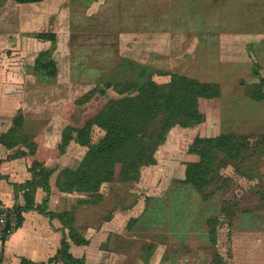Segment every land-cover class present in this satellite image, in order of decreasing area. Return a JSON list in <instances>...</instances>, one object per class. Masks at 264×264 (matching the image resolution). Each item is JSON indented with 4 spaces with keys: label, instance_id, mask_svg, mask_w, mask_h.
Wrapping results in <instances>:
<instances>
[{
    "label": "rangeland",
    "instance_id": "rangeland-1",
    "mask_svg": "<svg viewBox=\"0 0 264 264\" xmlns=\"http://www.w3.org/2000/svg\"><path fill=\"white\" fill-rule=\"evenodd\" d=\"M63 1L68 13L61 18L55 0L40 6L0 0L2 135L23 118L18 146L6 148L12 151L9 156L0 152V159L24 158L22 152L41 140L42 147L57 150L63 130L78 125L86 111L95 109V97L91 101L84 97L97 87L119 83L117 90L106 88L107 97L116 99L129 83L153 81L166 90L173 76L220 87L219 108L210 110L206 137L223 133L245 139L235 157L217 154L216 172L205 192L209 199L204 200L181 185L194 161L189 149L197 127H168L167 116L159 114L144 140L153 148L156 136L166 137L156 149L157 165L141 164L139 186L133 189L108 183L101 190L111 202L120 193L125 197L136 189L146 190L156 201L155 211L145 214L140 204L147 196L142 195L135 208L127 210L117 201V208L107 215L108 206L92 189L94 182L80 183L75 175L88 150L70 144L64 155L45 164L51 172L45 187L30 174V181L18 188L30 211L53 215L61 232L47 241L0 239V264H19L21 259L29 264H67L64 242L73 264H264V99L250 97L255 89L264 91V0H180L169 8L160 3L157 13L151 10L158 23L142 24L140 33L126 32L124 56L117 34H112V40H94L92 44L107 49L90 57L69 55L67 38L57 44L51 41L47 51L38 40L56 32L68 34L71 25L81 48L91 46L88 38L108 37L109 28L99 18L95 31L80 30L85 7L81 3L98 0ZM50 62L58 73L46 67ZM103 135L95 129L94 142ZM28 183L32 184L25 188ZM218 216L212 225L214 246L205 223Z\"/></svg>",
    "mask_w": 264,
    "mask_h": 264
},
{
    "label": "trees",
    "instance_id": "trees-1",
    "mask_svg": "<svg viewBox=\"0 0 264 264\" xmlns=\"http://www.w3.org/2000/svg\"><path fill=\"white\" fill-rule=\"evenodd\" d=\"M11 1L18 4H36L44 0ZM48 38L50 39L39 37L40 40L55 41L54 35ZM45 65L47 68L53 69L54 74L57 73L54 63L50 62ZM258 87L260 88V86ZM106 88L117 90L120 88V84L109 83ZM106 88L97 87L84 97L86 101H91L95 97V109L86 111L78 125L72 124L65 128L57 150L42 147L43 141L41 140L38 141V146L30 148L29 152H22L21 155L26 160L27 171L36 183L42 187L47 185L46 181L51 172L48 171L45 164L51 159L64 155L66 148L72 143L88 150L75 175L80 183L94 182L92 189L95 193L99 192V202L103 201L101 188L105 184L121 185L138 182L141 175V164L157 165L158 163L155 158L156 149L159 141H164L166 137L163 134L156 136L155 141L151 142L153 148L145 145L144 140L147 137L148 126L155 121L159 114L163 113L167 116L166 125L168 127H197L192 146L189 149L190 157H193L194 163L192 162V165L187 167L186 180L181 182V185L193 189L204 200H208L209 197L207 198L205 192L212 184L210 176L215 175L216 172L215 157L219 153L226 157H235L236 153L242 149L245 139L244 136L236 134L221 133L215 138H208L204 135L205 124L210 118V110L213 107L216 110L219 108L220 87L215 84L200 83L195 79L183 76H173L166 90H161L153 81L146 84L129 83L122 87L124 92H120V97L116 99L107 97ZM250 97L253 100H263L264 91L255 89ZM22 119L21 116L18 117L14 128L0 137V146L7 149L18 146L19 136L17 134L23 127ZM68 128L69 132H67ZM95 129L104 133L97 142H94L93 136ZM28 138L29 136L26 135L25 139ZM12 172L13 167L9 161H0V180L8 179ZM31 184L28 183L24 187L28 188ZM88 203L95 205V203ZM28 204L29 201L26 200L25 207L15 209L20 216V227L24 222L23 212L31 210L27 207ZM43 215L50 218L51 221L53 220V215ZM219 216L208 219L206 223L209 228V241L214 246L216 245L214 238L216 232L212 225L218 222ZM4 241L2 240V242ZM63 244L66 247L65 261L67 264H73L71 256L68 254L69 246L67 242ZM217 257L219 258V256ZM21 264H29V262L22 260Z\"/></svg>",
    "mask_w": 264,
    "mask_h": 264
},
{
    "label": "crops",
    "instance_id": "crops-1",
    "mask_svg": "<svg viewBox=\"0 0 264 264\" xmlns=\"http://www.w3.org/2000/svg\"><path fill=\"white\" fill-rule=\"evenodd\" d=\"M9 3H12L13 5L18 6H40L45 5L47 0H44L41 3L36 4H18L11 0H7ZM55 9L56 12L60 11V17L63 18V15L66 16L68 12L65 13L66 8H64V1L63 0H55ZM180 0H98L96 3L89 4L87 3H81L83 6L82 8L84 11H82L83 21L80 24V30L87 31H94L96 30V27H100L97 18H99V22L102 25V22H104L105 25L108 26L109 30L105 31L108 32V37L105 36H96L93 38L86 39L87 41H91L87 48L83 46L82 48L77 45V41H75V34L73 33L72 25L71 28L67 29V33H58L56 34L52 33V35L55 36L54 44H57L58 41L61 43V41L66 40L67 38V46L69 50V55L73 54L75 56H95L96 53H101L103 50H106L107 48L105 45H101L99 43L92 44L94 40H99V42L106 41V40H112L111 37H114L112 34H117V45L119 49L120 55L124 56L122 53L124 46H123V37L126 35V32L129 33H140L142 32L141 26L142 24H155L158 23V16L151 14V10L154 9V11L157 13V8H159L160 3H167V8L169 6H172L175 4V2H178ZM247 1V0H246ZM144 9L150 10V13L144 15ZM70 11H73V8L69 7ZM64 13V14H63ZM153 13V12H152ZM102 21V22H101ZM97 22V23H96ZM96 26V27H95ZM65 34V38H61ZM105 34V33H104ZM136 36L130 37V39L135 38ZM115 38V37H114ZM38 40H40L38 38ZM45 43L44 51L48 50L49 47L53 45V42L49 40H41ZM56 47V45H54ZM54 63V62H53ZM57 70V65L54 63ZM1 104H0V120L1 118ZM4 120L2 119L0 121V136L4 134V131H1ZM64 132V130H63ZM63 132L60 136L63 135ZM6 133V132H5ZM0 152L3 154L11 155L10 153L12 151H8L5 147L0 146ZM8 161V158L0 159V161ZM9 162L11 163L13 167V172L10 174L8 179L0 180V203H4L8 207H12L14 209L16 208H23L26 206V195L21 194L19 191V185H23L26 182L30 181V173L27 171L26 166V160L25 158H15L10 157ZM183 165V163H182ZM185 166V165H184ZM186 180V171L184 174V179L181 181ZM180 182V181H179ZM121 185H127V184H121ZM130 185V188L136 187V185L139 186V182L128 184ZM103 188V187H102ZM101 188V190H102ZM188 189V187L186 186ZM146 191V190H145ZM144 190L138 191L137 189L135 192H132L128 196L119 195L114 197V201L111 202L107 198V195L103 192H101L103 197V206H108V214H110L111 208H117V201L121 202L120 205H123L127 208V210H130V208H135V205L137 204L139 198L144 195V198L148 195ZM151 196H147L144 200L143 205L140 204V208H142V213L145 214V210L155 211L152 208V204L154 201H156L154 198H150ZM112 203V206L110 205ZM120 205H118L120 207ZM106 211V212H107ZM24 222L22 226L11 236L8 237L11 240H36V241H47L50 239H53L61 231H59L61 228L54 225V220H50V218L44 216L43 214H37L33 211L30 212H23ZM210 219V218H208ZM207 223V222H206ZM205 223V225H206ZM190 225V224H187ZM137 226V225H136ZM135 228V227H134ZM205 228V227H203ZM206 228L207 225H206ZM90 229H93L90 228ZM82 233L81 231H79ZM84 238H89V235L87 237L84 234H81ZM205 237V236H204ZM9 240V239H8ZM1 243V242H0ZM6 248L8 246V242L6 241L5 244ZM22 260V259H21ZM19 261V264H21L22 261Z\"/></svg>",
    "mask_w": 264,
    "mask_h": 264
},
{
    "label": "built area",
    "instance_id": "built-area-1",
    "mask_svg": "<svg viewBox=\"0 0 264 264\" xmlns=\"http://www.w3.org/2000/svg\"><path fill=\"white\" fill-rule=\"evenodd\" d=\"M19 227V213L14 208L0 203V239L10 237Z\"/></svg>",
    "mask_w": 264,
    "mask_h": 264
}]
</instances>
